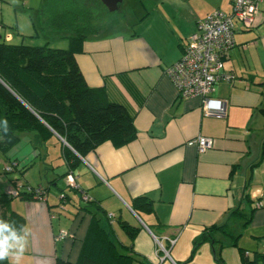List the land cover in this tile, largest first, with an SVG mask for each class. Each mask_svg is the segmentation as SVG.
Wrapping results in <instances>:
<instances>
[{"label": "crops", "instance_id": "1", "mask_svg": "<svg viewBox=\"0 0 264 264\" xmlns=\"http://www.w3.org/2000/svg\"><path fill=\"white\" fill-rule=\"evenodd\" d=\"M43 1L0 0V41L28 43L38 34L33 19ZM231 3L142 0V16L134 28L116 33L108 27L84 40L75 58L86 83L106 100L124 105L137 134L123 145L102 142L79 156L68 172L62 138L25 133L30 144L22 160L16 159L22 164L18 168L24 167L19 175L38 166L34 157L41 153L35 150L43 146L46 155L40 168L46 183L39 185L47 194L45 202L11 201L31 230L20 264H56L57 257L75 263L90 225V202L114 215L111 223L103 218L101 225L113 231L118 247L133 255L131 264H159L154 237L165 245L166 239H175L169 255L176 264H219L217 244L205 240L194 246L203 230L213 225H227L240 235L235 246L221 248L224 264H243L242 251L261 264L264 207L255 206L264 202V0L254 28L235 22V42L224 61V70L235 78L217 83L210 95L226 103L225 116H205L200 95L179 98L166 73L198 22L215 9L230 12ZM65 43L57 47L65 48L67 39ZM198 136L213 138V147L199 152L196 144H189ZM66 173L75 175L78 190L67 186ZM62 192L66 200H61ZM138 196L148 198L150 210L136 213L132 204ZM238 209L250 215L247 224L234 213ZM118 218L138 227L133 240ZM60 230L72 237L55 241ZM170 258L160 264H173Z\"/></svg>", "mask_w": 264, "mask_h": 264}, {"label": "trees", "instance_id": "2", "mask_svg": "<svg viewBox=\"0 0 264 264\" xmlns=\"http://www.w3.org/2000/svg\"><path fill=\"white\" fill-rule=\"evenodd\" d=\"M99 3L96 0L42 2L36 28L39 32H52L54 36L67 39L68 46L65 48L0 41V121L6 119L8 122L7 132L0 127V150L18 142V132L21 131H35L43 139L56 134L67 144L63 148V157L69 164V172L79 161V156L85 157L102 142L109 140L115 145H123L136 137L133 117L127 108L106 100L98 88L90 87L75 58V54L82 50L84 40L100 33L105 27L93 13L98 5L101 7L99 12L107 10L100 0ZM13 161L18 166V161ZM16 181L17 178L9 179L7 186ZM25 183L31 188L36 187ZM62 193L61 200H66V193ZM13 198L6 191L0 194V219L14 222L19 228L25 224V218L13 210ZM16 198L40 201L33 192L25 190L20 191ZM86 201H90L89 198ZM89 204L93 207L90 209V225L77 261L73 263L57 257L56 264H131L133 255L118 247L113 231L101 225L103 218L110 223L115 218H109L108 213L95 203ZM132 208L139 214L141 210H150V202L147 197L138 196L133 200ZM234 213L246 220L244 224L249 222L250 215L247 218L239 209ZM117 222L133 240L138 227L120 218ZM217 232L219 238L214 237ZM239 236L227 225H213L203 230L194 246L205 240L212 241L218 246L216 261L224 264L220 256L221 248L225 244L235 246ZM125 248L130 250V247ZM241 255L243 264H255L244 251ZM262 262L264 254L261 255ZM7 263L8 259L0 261V264Z\"/></svg>", "mask_w": 264, "mask_h": 264}, {"label": "built area", "instance_id": "3", "mask_svg": "<svg viewBox=\"0 0 264 264\" xmlns=\"http://www.w3.org/2000/svg\"><path fill=\"white\" fill-rule=\"evenodd\" d=\"M261 1L233 0L230 12L215 9L206 14L198 22L197 30L187 38L182 56L166 68V73L172 79L179 98L186 99L196 95L203 97L202 109L205 116L226 115V103L212 99L210 95L217 83L230 82L235 78L232 72L224 70V59L234 44V24L239 21L245 28H254ZM189 144H196L198 151L203 152L212 148L214 141L210 137L198 136L190 140ZM13 166H16V161L5 165L4 171L7 173L12 171ZM19 181L17 180L15 184L10 183L5 189L6 193L17 197L20 191L25 190L33 192V195L40 201L46 199L47 192L43 186L38 185L31 188L25 182ZM66 181L68 187L79 188L73 173L66 174ZM60 198H63V193L60 194ZM83 199L88 198L83 195ZM256 206L264 207V202L257 201ZM108 217L112 219L114 215L108 213ZM67 237H72V234L66 230H60L54 238L55 241H61ZM154 240L157 244L155 256L160 264L165 258H170L169 248L175 243V239H166L168 245H165L158 237H154ZM171 261L176 264L172 259Z\"/></svg>", "mask_w": 264, "mask_h": 264}, {"label": "rangeland", "instance_id": "4", "mask_svg": "<svg viewBox=\"0 0 264 264\" xmlns=\"http://www.w3.org/2000/svg\"><path fill=\"white\" fill-rule=\"evenodd\" d=\"M96 3L100 4L99 0H96ZM100 9L101 7L98 5L96 9H93V13L96 19L99 18L102 21V23L105 25L102 31H104L106 28L108 29V27H109L108 30L110 32H116V33L118 32L120 33L126 28L130 30L134 28V23H136L138 19L142 16V6L141 3L138 2V0H123L120 3L118 9L114 12H109L107 10H104L103 12H99ZM39 18L40 16L38 9V13L35 14V17L33 19L35 23L36 21L38 22ZM37 32L38 34L34 33L35 35L32 39L28 38L30 39L29 42H31V44L33 45L48 44V46L57 47L60 46L62 43L63 46H66L67 44L65 43L66 42L65 38H62L61 36H57V35L54 36L55 34H53L52 32H39L38 30ZM28 132L30 131L18 132V136H19L18 142H16L13 146H10L6 150H0V194L5 191L9 183V178H15L16 176H18L17 180H20L19 182L21 181L27 182L32 186H37L39 184H42L44 186V184L46 183L45 179H43V176L41 175V168H40L41 165H43V163L45 162L44 157L46 155L44 153L43 146H40V148L38 147L35 150V152L39 153L40 151L41 153L40 156L36 155V157H34L38 166L29 168V171H27L25 176L19 175L18 167L22 165L20 162L18 166H13L12 171L8 173H5L4 171V166L10 164L13 160L15 159L22 160V155L24 153V150H26L30 144V139L25 136V133ZM33 145L35 146L34 143H32V146ZM29 159H31V157ZM63 186L67 188L64 184ZM13 199H16V197Z\"/></svg>", "mask_w": 264, "mask_h": 264}, {"label": "clouds", "instance_id": "5", "mask_svg": "<svg viewBox=\"0 0 264 264\" xmlns=\"http://www.w3.org/2000/svg\"><path fill=\"white\" fill-rule=\"evenodd\" d=\"M0 127L8 130L7 120L0 121ZM31 230L21 225L19 228L14 222L0 219V261L12 258V264H20V259L26 250Z\"/></svg>", "mask_w": 264, "mask_h": 264}, {"label": "water", "instance_id": "6", "mask_svg": "<svg viewBox=\"0 0 264 264\" xmlns=\"http://www.w3.org/2000/svg\"><path fill=\"white\" fill-rule=\"evenodd\" d=\"M100 1L107 8L109 12H114L118 9L120 3L123 0H100ZM62 141L64 140L62 139Z\"/></svg>", "mask_w": 264, "mask_h": 264}]
</instances>
